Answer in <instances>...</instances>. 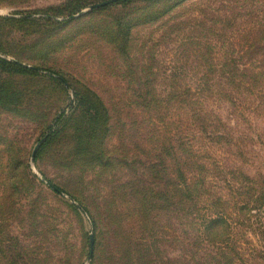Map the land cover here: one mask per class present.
I'll return each instance as SVG.
<instances>
[{
    "label": "rangeland",
    "instance_id": "374dc122",
    "mask_svg": "<svg viewBox=\"0 0 264 264\" xmlns=\"http://www.w3.org/2000/svg\"><path fill=\"white\" fill-rule=\"evenodd\" d=\"M66 2L0 0V18ZM93 11L39 32L0 28L39 70L0 69V264H264V209L244 195L264 181V0ZM77 92L107 111L96 135ZM58 130L65 139L33 162ZM217 217L213 237L204 226Z\"/></svg>",
    "mask_w": 264,
    "mask_h": 264
},
{
    "label": "trees",
    "instance_id": "16d2710c",
    "mask_svg": "<svg viewBox=\"0 0 264 264\" xmlns=\"http://www.w3.org/2000/svg\"><path fill=\"white\" fill-rule=\"evenodd\" d=\"M109 1L111 0H67V2L63 4L62 6L55 7V8H49L45 11H41L39 14H35V15H42L39 18H35V20L33 19H18L17 20L16 18H0V28L6 27V26L17 28L19 25H23L24 27L28 28L26 30L28 32H39L42 27H51L54 24H59L57 22L54 23L52 18H64L62 23L67 22L69 18L81 13L82 10L90 8L92 6L100 5V4L109 2ZM131 1H134V0H121L116 3L109 4L105 7L94 9L93 13L106 10L112 5L127 4ZM34 27H36L37 30H34L33 29ZM0 43H1V40H0ZM2 44L3 43L0 44L1 45L0 54H3L6 57L9 56L13 58H18V60L17 59H14V60L19 63H22L19 60V57L17 55L6 50V48ZM31 68L32 69L24 68L17 63L9 62L8 60H5V59H0V69L2 70V72H5L9 75H15L19 73L37 74L39 72L37 68L35 67H31ZM59 80L64 83L63 80L61 79ZM4 91H5V88H3V86L0 85V101L4 99V97L2 96L4 94ZM15 96H17L18 98H21L23 96V93H18L17 91H15ZM76 98H77V101L80 102L79 103L80 107L82 109L83 108L86 109L84 110L85 111L84 117L87 119V122L91 125V128L86 129L85 134H87L88 137L92 135H96L95 134L97 133L96 131L103 130L104 122L101 121L100 119L102 117L104 118L105 116H107V111L104 110L101 103L98 102V98L94 95H87L86 93L77 92ZM91 111L94 112L93 115L91 114ZM63 117H64V114H62V116L54 120L53 125L59 128V126L63 122ZM66 135H67L66 131H63V130L54 131L52 133L50 132V136L48 137L46 142L42 145V147L40 148L39 152L36 155V161L39 159L42 152H44L47 148L48 149L52 148L53 143L59 140L63 141ZM86 147H89V146H86ZM86 153L87 152L85 150V147L80 149V154H86ZM204 168H205V164H202L201 170H203ZM178 177L182 178L184 177V175H181V173H179L178 171ZM57 191H60V190L57 189ZM246 191L247 192L244 193L245 197H247V199L251 201L252 204L254 203L255 205H260L259 207L261 209H264V181L260 183L251 182V185L246 187ZM256 209L257 208H254V210ZM247 210L248 208L245 205L238 207L239 212H243ZM223 213L225 212H221V214ZM225 223L226 222L224 218H221V217L212 218L206 222L204 226V230L208 234L212 233V236L214 237V235L217 234L219 230L225 227L224 225ZM260 233H261L260 235L264 239V226H262V232Z\"/></svg>",
    "mask_w": 264,
    "mask_h": 264
},
{
    "label": "water",
    "instance_id": "95a60500",
    "mask_svg": "<svg viewBox=\"0 0 264 264\" xmlns=\"http://www.w3.org/2000/svg\"><path fill=\"white\" fill-rule=\"evenodd\" d=\"M118 1H121V0H111V1H109V2H106V3L100 4V5L92 6V7L89 8V10L92 11V10H94V9H99V8L105 7V6L109 5V4L116 3V2H118ZM12 62L17 63V64H19L20 66H22V67H24V68L32 69L30 66H28V65H26V64H23V63H19V62L15 61V60H12ZM49 136H50L49 133L46 134V135H45V136L39 141V143L36 145V147L34 148V151H33V153H32V158H31L33 162L36 160V155H37V153L39 152L40 148H41L42 145L46 142V140L48 139ZM42 181L45 182L46 185H47L48 187H50V188L53 189L54 191H57V189H56V188H55V187H54V186H53L48 180H46L45 178H42ZM90 244H91V255H92V253H93V251H94V236H93V235L90 236ZM90 257H91V256H90Z\"/></svg>",
    "mask_w": 264,
    "mask_h": 264
}]
</instances>
